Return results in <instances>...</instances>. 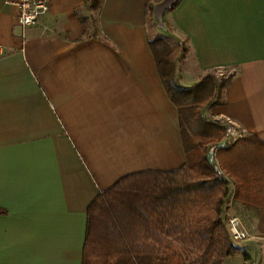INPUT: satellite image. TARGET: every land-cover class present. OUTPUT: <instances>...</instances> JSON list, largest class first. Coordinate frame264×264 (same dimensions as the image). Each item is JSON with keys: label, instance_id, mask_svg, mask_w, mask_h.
Instances as JSON below:
<instances>
[{"label": "crops", "instance_id": "0c3cea01", "mask_svg": "<svg viewBox=\"0 0 264 264\" xmlns=\"http://www.w3.org/2000/svg\"><path fill=\"white\" fill-rule=\"evenodd\" d=\"M101 1L95 10L48 0L22 28L0 0V264H81L87 207L99 193L186 162L149 45L148 28L152 39L160 33L153 0ZM163 22L188 48L175 66L181 85L232 70L204 116L264 141V0H179ZM256 155L264 171V148ZM216 166L230 194L224 215L249 234L236 243L247 257L222 264H264V210L235 200L233 179Z\"/></svg>", "mask_w": 264, "mask_h": 264}, {"label": "trees", "instance_id": "16d2710c", "mask_svg": "<svg viewBox=\"0 0 264 264\" xmlns=\"http://www.w3.org/2000/svg\"><path fill=\"white\" fill-rule=\"evenodd\" d=\"M84 1L95 10L102 4ZM160 1L153 0L150 17ZM167 39L157 36L149 45L177 109L186 162L177 170L153 172L154 177L136 189L126 181L140 174L99 193L87 207L81 264H222L237 254L247 257L227 230L228 182L214 157L235 183L234 199L264 210V171L258 169L259 157L256 160L264 141L253 136L226 140L225 125L205 117L203 110L230 76L218 81L209 74L184 87L175 66L188 48L170 45Z\"/></svg>", "mask_w": 264, "mask_h": 264}, {"label": "built area", "instance_id": "2783aa9c", "mask_svg": "<svg viewBox=\"0 0 264 264\" xmlns=\"http://www.w3.org/2000/svg\"><path fill=\"white\" fill-rule=\"evenodd\" d=\"M16 11L17 22L22 27L31 26L35 24L38 18L47 13L49 9L48 0H5ZM226 131L228 136L233 140L239 136V132L235 130L230 124H226ZM227 230L232 241L244 242L249 238V234L245 229L241 219L232 214L227 218Z\"/></svg>", "mask_w": 264, "mask_h": 264}, {"label": "rangeland", "instance_id": "374dc122", "mask_svg": "<svg viewBox=\"0 0 264 264\" xmlns=\"http://www.w3.org/2000/svg\"><path fill=\"white\" fill-rule=\"evenodd\" d=\"M162 20H163V16H162ZM91 22V21H90ZM90 22H88V24H90ZM92 24V23H91ZM151 26H152V29H153V32L154 33H158L157 36H161V35H166V37H168V41L170 43V45H174L175 43H181V46L183 48H187L186 46V43L184 42L183 40V37L179 36L177 37L176 36V32H171V31H168V29L165 28V26L163 25H158V20L155 18V16L153 15V18H152V21L150 22ZM91 28V26L89 27ZM148 35L150 36V38L152 39V31L150 30V28H148ZM156 36V37H157ZM155 37V36H154ZM153 37V38H154ZM188 51L185 52V54H187ZM183 53V52H182ZM180 53V54H182ZM184 55V54H182ZM181 55V56H182ZM180 56V57H181ZM212 75L215 77V79H217L218 81H221L223 79H226L228 78L231 74H232V70L230 68H214V69H211L209 70L208 72L205 73V75L202 76V78L206 75ZM218 122H220V124L222 125H226L223 121L219 120ZM239 137V136H237ZM215 163L217 164V161L215 160ZM140 181H137L136 184L134 185H131V184H128L129 186H134L133 189H136V185H139ZM138 189V188H137ZM234 243H242V242H235L233 241Z\"/></svg>", "mask_w": 264, "mask_h": 264}, {"label": "water", "instance_id": "95a60500", "mask_svg": "<svg viewBox=\"0 0 264 264\" xmlns=\"http://www.w3.org/2000/svg\"><path fill=\"white\" fill-rule=\"evenodd\" d=\"M176 0H161L154 6V16L158 20L159 25H163L162 16L164 11L169 10Z\"/></svg>", "mask_w": 264, "mask_h": 264}]
</instances>
